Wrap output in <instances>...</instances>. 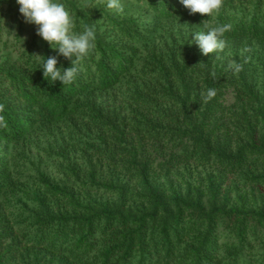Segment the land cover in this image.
<instances>
[{"label": "trees", "instance_id": "obj_1", "mask_svg": "<svg viewBox=\"0 0 264 264\" xmlns=\"http://www.w3.org/2000/svg\"><path fill=\"white\" fill-rule=\"evenodd\" d=\"M142 1L148 2L147 7L158 20L175 16L180 20L190 18L197 24L210 21L221 25L230 24L231 28L224 36L264 40V0H223V7L214 18H210L208 14H190L179 0ZM63 2L73 12L77 30L82 25H89L96 32L95 50L83 62V71L71 85H61L59 81L55 85L50 84L44 78L42 69L38 68L43 59L39 55L56 56L58 66L63 67L72 66L71 58L59 55L58 50L52 49L36 32L31 38H25L28 25H34H25L15 0H0V29H3L1 20L10 14L13 18L9 29H13L16 23L18 26L15 32L16 43L8 46L6 42L2 45L5 49L24 46L18 54L17 62L8 57L5 65H0V117L7 124V127L0 128L2 139L16 142L26 138L42 123H60L70 115L82 113L93 124L104 122L103 108L96 107L95 103L93 106L91 103L85 105L86 102H81V96L110 89L128 73L141 75L157 67L162 68L160 64L163 65L164 58L171 65L180 62L176 53L171 56L158 55L157 52L148 54L147 28L127 12L115 14L101 3L83 5L77 0ZM89 2L88 0L87 3ZM6 3L7 10L2 7ZM180 59L184 60L185 67L179 72L185 74L189 69V62H186L185 57ZM190 71L194 72L193 69ZM200 75L197 76L201 77ZM215 77L204 76L196 80L195 86L199 85L200 80L204 83L207 96L210 89L215 92L213 97L207 98L204 117L214 107H221ZM171 91L154 97L141 96L142 102L153 107L154 111L157 109L156 113L160 116L172 118L177 115L158 106L157 100H170L175 104L181 102L185 109L184 117L189 119L185 133L193 138L191 150L185 152L189 157L195 156L203 163L215 161L223 167H241L248 154L264 150L263 136L260 146L247 142L234 151L227 133L225 138H220L218 134L214 136L213 131L205 130L204 121L190 120L191 116L186 110L189 95L183 96ZM262 101L264 102V97ZM262 108L263 105L259 106V109ZM138 123H141L138 125L139 131L143 130L145 135L157 140L165 127L146 118ZM176 123L179 124V121ZM248 127L251 129L252 125L249 124ZM143 133V138L134 149L125 145L129 159L128 165L121 170V173L127 175L128 179L137 181V184L131 186L129 180H123L120 175L114 176L110 181L97 180L93 176L88 186L103 193L116 194L115 200L89 197L86 202H80L72 196L77 210L71 211L54 209L42 203L41 210L35 214L36 219L30 228L23 230V234L27 244L41 246L43 249L35 250V258L21 254L22 263L237 264L241 255L239 243L246 242L249 235L258 237L260 231L257 225L264 224V219L258 216L263 215L239 206L228 208L227 203H221L217 199L221 186L213 181L210 187L211 208L202 205L197 198L196 201L189 200L190 197H179L171 203L165 188L153 182L154 158L147 154V139ZM250 133L252 132L248 131V135ZM13 187L10 174L0 167V196ZM53 190L60 193L64 189L53 186ZM186 237L189 239L184 242ZM183 242L185 244L182 247ZM222 246L226 248L225 256L229 259L225 263L221 260L213 263L214 254ZM48 254L59 256V260L52 262L47 257ZM246 264H264V254L256 260L253 258L251 262L246 261Z\"/></svg>", "mask_w": 264, "mask_h": 264}, {"label": "rangeland", "instance_id": "obj_2", "mask_svg": "<svg viewBox=\"0 0 264 264\" xmlns=\"http://www.w3.org/2000/svg\"><path fill=\"white\" fill-rule=\"evenodd\" d=\"M87 1L77 0L83 5L105 4V0ZM147 3L121 0L124 11L147 28V53L157 52L163 56L176 53L180 60L178 64L171 65L164 58L163 65L160 64L162 68L157 67L141 75L128 73L110 89L81 96L85 105L91 103L93 106L95 103L96 107L103 108L104 122L93 124L82 113L70 115L60 123H42L26 138L16 142L0 137V167L10 174L14 184L0 196V264H24L21 254L35 258V250L43 249L27 244L23 234V230L30 228L36 219L35 214L41 210L42 203L54 209L71 211L77 210L72 196L80 202H86L89 197L115 200L116 194L103 193L88 186L93 176L97 180L110 181L120 175L123 180H129L131 186L137 184L121 170L128 165L129 159L125 145L134 149L143 138V130L138 128L141 124L138 122L143 118L165 126L158 140L143 134L147 139V154L154 158L153 182L165 188L171 203L179 197H190L189 200L196 201L197 198L202 205L211 208L210 187L213 181L221 186L217 195L221 203H227L228 208L239 206L255 211L264 219V150L248 154L241 167H223L215 161L203 163L195 156L189 157L185 152L191 150L193 138L185 133L189 119L184 117L185 109L181 102L157 100L158 106L177 115L172 118L160 116L157 109L154 111L153 107L142 102L141 97H154L169 90L189 95L186 110L191 121H204L205 130L213 131L214 136L218 134L225 138L227 133L234 151L247 142L260 146L264 136V40L223 36L225 48L204 56L198 46L190 42L195 31L203 30L205 24L217 25L214 21L197 24L190 18L180 20L175 16L158 20ZM2 7L7 10L8 3ZM12 18L10 14L1 20L0 65H5L8 57L17 62L24 47L5 49L2 45L16 43L17 23L9 29ZM36 27L28 25L24 37L31 38ZM184 57L189 62V69L180 74L179 71L185 67L184 60L180 58ZM230 65H238L239 71H233ZM198 74L202 78L216 76L215 84L221 96V107H214L206 117L208 96L201 80L195 86L197 78H201ZM262 105L263 108L259 109ZM248 131L252 133L248 135ZM53 186L64 190L59 193L53 190ZM257 229L260 231L258 237L249 235L246 242L239 243L241 255L237 264H246V261L263 256L264 224L257 225ZM185 239L184 242L189 237ZM224 240L231 242L230 239ZM225 251L222 246L214 254L213 263L218 260L225 263L229 259ZM47 257L52 262L59 260V256L48 254Z\"/></svg>", "mask_w": 264, "mask_h": 264}, {"label": "clouds", "instance_id": "obj_3", "mask_svg": "<svg viewBox=\"0 0 264 264\" xmlns=\"http://www.w3.org/2000/svg\"><path fill=\"white\" fill-rule=\"evenodd\" d=\"M19 6V13L25 23L36 27V35L47 41L50 47L58 50V54L71 58L70 67L58 66L56 56H43L40 66L43 76L50 84L57 81L61 85H71L80 72L83 62L95 50L96 32L93 26L82 25L77 30V22L73 12L63 0H15ZM179 3L189 10L190 14H208L214 18L223 7V0H179ZM104 7L115 14L124 11L121 0H105ZM231 28L230 24H205L203 30L195 31L190 43H195L202 55L222 51L225 48L224 34ZM233 71H239L238 65H230ZM215 95L208 91V97ZM7 127L6 121L0 117V128Z\"/></svg>", "mask_w": 264, "mask_h": 264}]
</instances>
